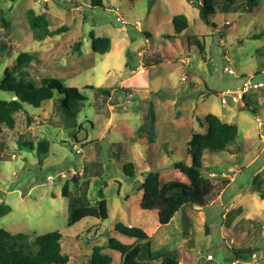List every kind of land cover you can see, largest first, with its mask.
<instances>
[{
  "label": "rangeland",
  "instance_id": "374dc122",
  "mask_svg": "<svg viewBox=\"0 0 264 264\" xmlns=\"http://www.w3.org/2000/svg\"><path fill=\"white\" fill-rule=\"evenodd\" d=\"M43 1L0 0L5 20L0 19V83L18 56L28 53L40 60L32 68L36 82L56 78L88 101L77 112L70 102L66 109L65 96L56 93L39 109L27 107L33 121L20 114L16 131L0 136V206L10 208L0 216V229L31 242L61 232L69 264H92L94 248L111 238L137 241L116 233L117 224L150 236L139 243L141 262L158 264L150 261V253L176 252L180 264H226L231 249L251 246L257 262L251 256L241 264H264V89L239 104L223 105L220 97L238 91L243 76L264 84V1L247 12L243 8L250 0H237L236 12L217 11L211 17L214 26L206 25L187 0H101L100 6ZM30 10L45 15L51 30H68L36 42ZM178 15L188 18L189 29L176 36L172 20ZM92 32L112 40L109 53L94 52ZM78 42L83 43L80 52ZM156 57L159 64L152 63ZM91 87L111 89L112 96L96 95ZM124 88L125 93H116ZM11 97L0 90V99ZM210 114L239 129L230 150L203 154L204 178L217 187L225 179L228 184L205 209L188 207L161 226L157 212L140 208L145 176L158 172L163 183L185 182L175 164L191 165L187 144L194 132H205L199 120ZM20 135L50 143L42 162L36 151L19 146ZM129 163L135 166L133 177L125 172ZM212 172L226 178H212ZM66 183L72 196L85 194L90 202L76 216L84 219L74 225L63 196ZM103 253L113 264L123 261L116 251Z\"/></svg>",
  "mask_w": 264,
  "mask_h": 264
},
{
  "label": "trees",
  "instance_id": "16d2710c",
  "mask_svg": "<svg viewBox=\"0 0 264 264\" xmlns=\"http://www.w3.org/2000/svg\"><path fill=\"white\" fill-rule=\"evenodd\" d=\"M75 1H91L92 6H100L102 4L101 0ZM187 1L199 9L200 19L208 26H214L211 22V17L217 11L224 13L236 12L237 8V0H203L202 3L199 0ZM263 1L250 0L248 8H243V11L251 12ZM2 15L1 13L0 19L5 21ZM28 20L36 42L55 38L68 30L67 27L51 30L46 16L38 15L33 10L28 12ZM172 22L176 36L182 35L189 29L188 18L185 15L175 16ZM90 37L94 52L105 55L111 51L112 40L110 38H96L94 32L90 33ZM193 40L199 44L196 38H193ZM82 46L83 43L78 42L76 44L77 51L80 52ZM161 61L159 57H156L152 63L159 64ZM39 63L40 60L37 56L21 53L16 60L14 68H7L5 70V77L0 83V90L10 93L12 97L9 100L0 99V136L7 130L11 132L16 131L18 116L20 114L27 113L28 121H33V115L28 112L27 107L39 109L44 103L53 100L56 93L65 96L64 105L66 109L70 108L69 102L77 112L86 107L87 97L76 88L65 87L60 80L45 77L36 82L32 76V68ZM91 88L96 90V95L112 96L111 89ZM118 92L125 93L126 89L117 90L116 93ZM199 121L205 132H194L187 144V154L192 160L191 165L179 162L174 167L176 171L185 176L186 181L173 180L163 183L158 172H150L145 176V181L140 188V191L143 193L140 208L145 212H157L161 226H168L178 212L188 207L197 210L205 209L210 198L219 192V189L203 176V154L206 151L220 153L230 150V146H232L239 136V129L236 125L226 123L212 114L206 116L204 122ZM18 143L23 149L36 151L40 162L49 153L50 143L46 140L34 142L25 140L20 135ZM3 146L4 144L1 147ZM8 158L7 156L4 159ZM134 170L135 166L132 163H129L125 167V172L129 177L134 176ZM63 196L69 199L71 225H74L78 219L83 220L84 215L80 217L76 216H78V212L90 205L85 194L82 196H72L69 192V183H66L63 189ZM260 197L264 200V191L262 190H260ZM9 212L10 208L8 206H0V216H5ZM114 231L126 238L136 239L137 241L133 244H124L115 238H111L106 246H96L94 248L91 259L92 264L114 263L112 257L103 253L105 249L118 252L123 259L121 264H151L140 261L141 248L139 243L141 241H149L150 239V236L144 230L133 226L128 227L124 224H117ZM62 239V233L55 231L39 236L31 242L23 234L13 235L6 230L0 229V264H69V256L62 254ZM254 251L251 246L233 248L230 250L231 255L226 259V263L236 260L246 262L254 254ZM160 259L161 262L159 261ZM150 261H158V264H180V259L176 252L161 253L159 256H154L150 253Z\"/></svg>",
  "mask_w": 264,
  "mask_h": 264
},
{
  "label": "built area",
  "instance_id": "2783aa9c",
  "mask_svg": "<svg viewBox=\"0 0 264 264\" xmlns=\"http://www.w3.org/2000/svg\"><path fill=\"white\" fill-rule=\"evenodd\" d=\"M49 0H44L43 2H47ZM118 22L124 23L123 20L120 18L117 19ZM125 24V23H124ZM140 25V23H137L136 26ZM230 75H234V71L229 69L226 70ZM264 89V84L261 82L256 81V79L252 76H244L242 78V86L241 88L236 92H228L227 94H221V101L223 105H229L230 103L239 104L241 101H244L247 94H249L252 91H257ZM264 141V139H263ZM216 175H211V177H215ZM252 257L254 258V263L257 262L256 254H253ZM210 260H213V257L211 255H208L207 257ZM246 263L242 261H232L230 263L226 264H241Z\"/></svg>",
  "mask_w": 264,
  "mask_h": 264
},
{
  "label": "crops",
  "instance_id": "0c3cea01",
  "mask_svg": "<svg viewBox=\"0 0 264 264\" xmlns=\"http://www.w3.org/2000/svg\"><path fill=\"white\" fill-rule=\"evenodd\" d=\"M211 175H216L215 177H217V176H221V177H225L226 178V176H225V174L224 173H222L221 175H217V174H215V172H212V174ZM210 175V176H211ZM185 177V176H184ZM215 177H212V178H215ZM186 179V178H185ZM211 182V181H210ZM223 182H224V184L223 185H221V186H219V187H217L214 183H212L213 185H215L218 189H222L221 190V192L218 194V198H220V196L222 195V192L224 191V189L226 188V185L228 184V182L226 181V179L225 180H223ZM231 254H229V256H230Z\"/></svg>",
  "mask_w": 264,
  "mask_h": 264
},
{
  "label": "water",
  "instance_id": "95a60500",
  "mask_svg": "<svg viewBox=\"0 0 264 264\" xmlns=\"http://www.w3.org/2000/svg\"><path fill=\"white\" fill-rule=\"evenodd\" d=\"M73 181H74V182H76V181H77V179H76V178H74V179H73Z\"/></svg>",
  "mask_w": 264,
  "mask_h": 264
}]
</instances>
